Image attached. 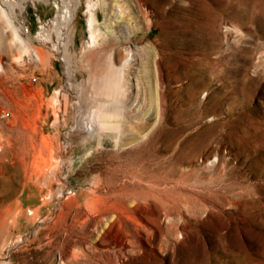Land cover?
<instances>
[{
  "label": "rangeland",
  "instance_id": "1",
  "mask_svg": "<svg viewBox=\"0 0 264 264\" xmlns=\"http://www.w3.org/2000/svg\"><path fill=\"white\" fill-rule=\"evenodd\" d=\"M0 6V264H264V0Z\"/></svg>",
  "mask_w": 264,
  "mask_h": 264
},
{
  "label": "bare ground",
  "instance_id": "2",
  "mask_svg": "<svg viewBox=\"0 0 264 264\" xmlns=\"http://www.w3.org/2000/svg\"><path fill=\"white\" fill-rule=\"evenodd\" d=\"M140 2V1H139ZM145 2V1H144ZM148 10V9H147ZM149 12V11H148ZM1 16L2 17H4L7 21H9L8 20V17H7V14H6V10H5V8H3L2 6H0V18H1ZM4 18H1L2 20L4 19ZM4 19V20H5ZM5 20V21H6ZM9 22H11V21H9ZM94 22H95V16H94V14H91V17H90V26H91V28H92V35H93V37H94V34H95V31H94ZM8 25H11V24H9V23H7ZM13 26V25H12ZM19 32V31H18ZM13 36L17 39H21V37H20V35H19V33H17V30H15V28L13 29ZM248 52V51H247ZM247 62V61H246ZM263 62V61H262ZM0 66H2L1 65V62H0ZM262 68V67H261ZM5 70V69H4ZM204 84V83H203ZM193 93V92H192ZM177 196V195H176ZM179 201V200H178ZM167 203V202H166ZM175 203V202H174ZM164 204V203H163ZM176 204V203H175ZM180 204V203H179ZM172 205V204H171ZM166 207V206H165ZM169 212V211H168ZM136 217V216H135ZM134 219V218H133ZM3 220H5V219H3ZM2 220V221H3ZM5 221H3L2 223H0V235H1V233H2V231H3V226H4V223Z\"/></svg>",
  "mask_w": 264,
  "mask_h": 264
},
{
  "label": "built area",
  "instance_id": "3",
  "mask_svg": "<svg viewBox=\"0 0 264 264\" xmlns=\"http://www.w3.org/2000/svg\"><path fill=\"white\" fill-rule=\"evenodd\" d=\"M68 192H71V191H68Z\"/></svg>",
  "mask_w": 264,
  "mask_h": 264
}]
</instances>
